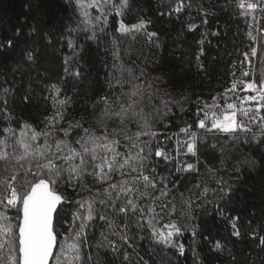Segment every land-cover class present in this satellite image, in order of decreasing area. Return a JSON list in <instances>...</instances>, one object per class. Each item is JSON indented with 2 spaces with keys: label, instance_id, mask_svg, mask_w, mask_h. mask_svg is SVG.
<instances>
[{
  "label": "trees",
  "instance_id": "16d2710c",
  "mask_svg": "<svg viewBox=\"0 0 264 264\" xmlns=\"http://www.w3.org/2000/svg\"><path fill=\"white\" fill-rule=\"evenodd\" d=\"M179 2L128 0L120 16L109 5L111 14L105 24L95 8L86 9L89 18L85 23L84 10L76 0H0V44L5 45L0 49V140L7 136L11 145L24 123L37 131H49L45 117L59 112L63 119L51 129L48 143L65 140L80 150L81 145L75 141L84 133L77 123L90 131L98 130L102 98L114 100L121 91L140 85L143 97H137V110H143L148 123L143 130L156 133L155 138L141 136L140 140L147 141L153 150L163 148L173 157L166 161L153 155L145 162L146 174L156 179L157 188L148 190L152 198L139 203L152 205L167 183L171 191L168 197L156 201L159 215L153 223L165 230L164 224L176 222L182 234L174 239L183 244L184 254L178 248L157 243L147 224L141 221L144 227H139L135 217L127 230L134 246L130 248L97 215L85 229L78 264H129L123 259L125 251L132 264H264V245L259 242L264 236V135L255 127L252 133L233 134L240 137L233 139L232 135L196 125V114L202 116L201 109L211 104L213 97L224 105L226 92L232 98L229 102L239 103L235 97L245 95L242 88L237 87L236 93L227 90L237 82L241 67L246 66L245 54L254 46L257 16L242 15L239 0H183V8L176 13ZM261 17L264 25V13ZM141 19L148 22L145 28L124 34L118 31L121 21L130 27ZM194 26L199 27L202 43L191 31ZM8 40L12 47L6 46ZM29 53L31 61L27 59ZM52 85L59 88L58 93ZM61 100L65 101L63 105ZM106 124L110 132L121 128L116 119ZM143 124L140 119L128 122L129 134L140 131ZM188 125L197 135L196 156L183 155V148L177 155V141L188 138L180 129ZM6 128L15 130V135L5 133ZM63 129L69 130L67 136ZM38 143L43 145L45 137L41 136ZM124 144L121 137V153L127 152ZM7 151L11 153L12 147ZM177 161L192 163L196 170L178 173ZM57 163L64 165L63 160ZM131 178L114 172L108 183L119 184ZM220 181L231 188L226 200L220 198ZM108 183L96 182L92 176L61 183L58 190L70 203L62 206L55 220L61 233L55 254L64 242L63 234L74 223L73 214L80 211L86 215V208L80 209L77 201L107 199L104 189ZM225 203L228 209L221 213L219 208ZM160 204L168 207L162 211ZM95 208L121 223V218L105 205L97 202ZM8 215L15 217V209ZM235 217H239L235 223L240 236L232 234L230 219ZM109 241L117 243L118 252L112 250Z\"/></svg>",
  "mask_w": 264,
  "mask_h": 264
},
{
  "label": "snow or ice",
  "instance_id": "6c2138e0",
  "mask_svg": "<svg viewBox=\"0 0 264 264\" xmlns=\"http://www.w3.org/2000/svg\"><path fill=\"white\" fill-rule=\"evenodd\" d=\"M76 3L79 8L84 10L82 15L85 17V23H88L89 18L86 9L95 8L100 16L104 17L106 24L107 16L111 14L108 6L110 5L115 14L120 16L121 10L127 6L128 0H118V3L117 0H76ZM183 6V0H180L174 9L175 12L179 13ZM238 7L242 10V15H249L255 12L260 5L255 2L245 3V0H239ZM261 10L264 11V8ZM96 19L99 20L100 17ZM253 19H255L254 16ZM147 23L141 19L138 24L129 27L121 21L118 31L124 34L130 30L143 29ZM153 35L156 34L149 33V36ZM6 46L12 47V41L8 40ZM69 46H72L71 40H69ZM4 47L5 45L0 44V49ZM251 55L256 56L255 48L252 49ZM27 59L29 61L33 59L31 53L27 55ZM245 59H248L247 54H245ZM64 71H68L67 67ZM76 75L79 76V72ZM248 75L247 71L243 72V76ZM117 83L121 82L117 80ZM239 83L243 85V91L255 94L236 96L235 100L239 101L236 103L229 102L232 98L228 97L226 92L224 105H221L216 97H213L212 103L204 104V108L201 109L203 115L201 116L199 112L196 114V125L200 129L210 132L218 131L232 135L233 139H240L233 134L252 133L254 132L252 125H257L260 133L264 135V114H262L264 113V79H261L259 83L256 81H239ZM121 87H123L122 84ZM52 88L57 93L59 92L56 85H52ZM227 91L236 93L237 82H233ZM137 97L140 99L143 97L140 85H132L128 92L121 91L114 100L109 96L103 97V106L100 108L97 118L100 128L90 131L79 122L76 125L84 133V136L75 141L76 144L81 145L80 150L71 147L65 140H56L54 144L48 143L47 137L52 135L51 129L55 128L60 119H63L59 112L55 116L45 117L48 120L46 128L49 131H37L31 125L24 123L20 127L19 137L13 140L11 145L8 143L9 137L7 136L0 140V264H50V261H54L55 264H78L82 259L81 246L85 239V229L89 227L88 222L96 218L97 215L113 230V234L119 235L124 244L130 248L134 246L130 243L127 230L130 227L129 222L135 217L139 227H144V224H147L157 243L178 248L179 253L184 254L183 244H177L174 239L182 234L181 227L176 222H169L163 226L165 231L157 229L153 223L156 216L159 215L154 206L156 201L168 197L171 191L167 183L160 189L159 197L153 199L152 205L145 207L139 203L140 200L152 198V194L148 190L157 188L156 179L146 174L145 162L153 155L166 161L173 157H170L163 148L157 147L153 150L147 141L140 140L141 136L155 138L156 133L143 130L148 127V123L144 119L143 110H137L139 102ZM59 103L63 105L65 101L61 100ZM112 119L118 120L121 128L110 132L106 121ZM137 119L144 120L141 130L129 134L128 122ZM71 127L70 124L69 129ZM191 128L192 125H188L180 129V132L185 133L188 138L182 143L177 141V155L181 154V148L184 149L183 155H197V135L190 131ZM68 131V129H63L65 136L68 135ZM4 132H11L15 135V130L10 128L4 129ZM41 136L45 137L43 145L38 143ZM121 137L125 141L126 153L119 151ZM254 138L255 135H253ZM7 147H12L13 151L10 153L7 151ZM65 148H67L66 152ZM58 160H63L64 165L58 164ZM75 160H78V163H73ZM177 165L175 171L178 173L196 170L192 163L177 161ZM125 169L127 172L124 171ZM151 171L154 172L155 169ZM114 172H120L122 176H131V181L123 180L119 184L108 183ZM133 173H135L134 176ZM85 176H92L94 181L102 184L108 183V188L104 189L107 199L77 201L80 209L86 208V215L80 211L73 214L74 223L68 232L63 234L64 242L59 245V254H55L58 238L61 236V233L56 230L55 220L60 216L62 206L70 203L58 189L62 182H71L73 179L80 182ZM175 186L173 185V187ZM203 191L204 194L207 193V189ZM218 191L221 193L220 198L226 200L231 193V188L225 187L224 182L220 181ZM97 202L105 205L116 217H120L121 223L117 224L108 215L100 214L99 210L95 208ZM168 203H171V200ZM228 203L219 208L221 213L228 209ZM159 206L163 211L168 207V204ZM188 206H191V200L188 201ZM12 209L16 211L15 217L8 215ZM174 210L175 206L173 205L172 211ZM238 218L230 219L234 229L232 234L235 236H240L235 223ZM13 220L16 223H13ZM77 220L80 221L78 225L75 224ZM141 221H144V224H141ZM116 229H119V232H116ZM104 239L106 240L107 237ZM259 242L264 245V236L260 237ZM109 245L113 251H119L115 241H109ZM5 251L6 256L3 255ZM123 259L132 264L130 254L126 251L123 253ZM139 260L143 261V257H139ZM143 264H147V261H143Z\"/></svg>",
  "mask_w": 264,
  "mask_h": 264
},
{
  "label": "rangeland",
  "instance_id": "374dc122",
  "mask_svg": "<svg viewBox=\"0 0 264 264\" xmlns=\"http://www.w3.org/2000/svg\"><path fill=\"white\" fill-rule=\"evenodd\" d=\"M144 2H150L152 0H143ZM177 13V12H176ZM257 16L256 19V32L254 34V46L248 51L247 62L249 63V68L251 72L249 73L248 77L244 80L245 82L256 81L259 83L261 79H264V25L262 24V17L257 14H253ZM193 35L197 36L199 41L203 42V36L199 31V27L194 26L191 28ZM256 49V56L253 57L251 55L252 49ZM238 83V79H237ZM245 95H254L255 93L252 92H245L243 88L241 89ZM264 114V113H262ZM253 128H259L257 125H252ZM218 132V131H216ZM221 133V132H219Z\"/></svg>",
  "mask_w": 264,
  "mask_h": 264
},
{
  "label": "built area",
  "instance_id": "2783aa9c",
  "mask_svg": "<svg viewBox=\"0 0 264 264\" xmlns=\"http://www.w3.org/2000/svg\"><path fill=\"white\" fill-rule=\"evenodd\" d=\"M250 2H255L258 3L260 5V7H258L255 12H253L252 14H257L260 15L264 13V11L261 10V8H264V0H245V3H250ZM249 63H246V66L241 67L240 71H239V77H238V83H237V87L238 88H243V85L239 83V81H244L248 76H243V72L247 71L248 73L251 72L250 68H249Z\"/></svg>",
  "mask_w": 264,
  "mask_h": 264
},
{
  "label": "water",
  "instance_id": "95a60500",
  "mask_svg": "<svg viewBox=\"0 0 264 264\" xmlns=\"http://www.w3.org/2000/svg\"><path fill=\"white\" fill-rule=\"evenodd\" d=\"M52 263V261H50V264Z\"/></svg>",
  "mask_w": 264,
  "mask_h": 264
}]
</instances>
